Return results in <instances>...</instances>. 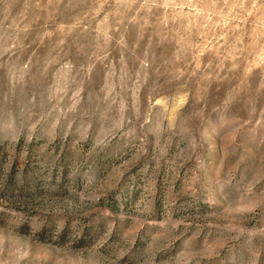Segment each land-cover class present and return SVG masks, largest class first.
Returning a JSON list of instances; mask_svg holds the SVG:
<instances>
[{
    "label": "rangeland",
    "instance_id": "rangeland-1",
    "mask_svg": "<svg viewBox=\"0 0 264 264\" xmlns=\"http://www.w3.org/2000/svg\"><path fill=\"white\" fill-rule=\"evenodd\" d=\"M0 264H264V0H0Z\"/></svg>",
    "mask_w": 264,
    "mask_h": 264
}]
</instances>
